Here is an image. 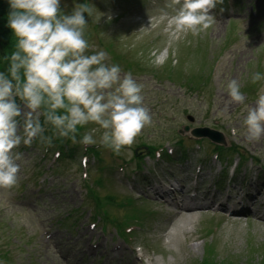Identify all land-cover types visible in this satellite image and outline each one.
Wrapping results in <instances>:
<instances>
[{"label": "rangeland", "instance_id": "1", "mask_svg": "<svg viewBox=\"0 0 264 264\" xmlns=\"http://www.w3.org/2000/svg\"><path fill=\"white\" fill-rule=\"evenodd\" d=\"M81 1L61 0L60 9L64 14H70L77 4H82ZM168 3L169 0H90L88 6L91 15L85 14L87 25L84 37L89 44L85 54L105 51L104 62L108 64V55L114 59L113 63L121 67L122 74L131 73L143 86L142 93L149 105H154L155 99L166 100L162 108L165 107L167 113L154 118V125L142 128L143 142L167 145L178 140L177 130L186 122V112L194 117L192 128L208 125L226 133H229V128H234L237 130L234 137H227L232 138L243 155L258 159V162L255 159L245 162L234 180L241 183L244 179L242 171L248 170V185L256 186L264 180V135L259 140L249 141L243 120L247 109L254 107L258 95L264 92V79L251 82L253 73L259 72L264 76V0H241L242 4L233 12L223 9L219 14H214V8L211 9L215 19L213 25L195 37L191 33H177L168 27L167 19L160 15L161 9L169 15L173 14V8L166 7ZM227 13L233 14L234 21L224 20ZM240 18H246L247 23L242 24ZM8 37L15 43L11 32ZM217 52H221L222 58L214 72L213 58ZM211 64L213 69L210 72ZM231 79L240 83L243 102H233L228 96L226 85ZM205 84L208 91L202 94L200 90H207ZM17 103L21 107L22 120L23 113L28 110L22 101L17 100ZM148 104L145 107H149ZM218 119L220 124L218 121L216 123ZM92 128L98 126L86 124L79 135ZM102 131L95 133V137L98 138ZM153 132L157 139L148 141ZM190 136L188 132L184 140L188 142ZM139 142L134 138L131 144L136 147ZM70 144L78 150L76 157L59 163H54V156L49 155L47 163L40 162L45 144L39 139L30 146L22 144L16 149L23 154L18 162V182L11 188L0 187V264H103L100 257L105 258L104 264H121L127 256L126 252H129V246L119 252L118 249L122 247L114 246L118 248L115 255L112 254L115 262L110 261L112 258L108 259L107 252H111L119 240L112 237L114 230L121 232L125 228L119 230L113 226V230L108 218L105 219L106 223L101 221L90 230L88 227L96 212L94 203L107 196L119 202L130 198L133 204L130 208L104 210L98 203L100 217L101 213H106L104 217L109 214L115 216L118 220L116 225L119 219L131 221L133 215L144 219L141 232L136 234L143 257L141 264L199 262L208 246L213 245L211 242H214L217 252V255L211 256L214 264H219L221 257H226L231 264L249 263L251 260L256 263L257 259H264V219L256 215L248 218L229 216L222 207L218 210L202 204L200 200L195 203L200 204L197 208H177L163 200L145 196L149 183L141 185L139 178L136 189L130 192L117 181L123 174L109 172L108 168L112 169L115 164L108 163L107 148L100 152L104 162L101 168L105 165L103 171L92 168L90 164L93 159L84 154L83 147L80 149L78 143ZM206 145L202 153L208 158L211 148ZM124 152L120 154L119 162L133 157V153H128L130 150ZM83 157L87 160L90 175H93V171L96 173L93 180L98 175L102 177L96 190L97 200L95 196L94 199L87 197L86 189L82 188L85 168L79 164ZM237 159L236 154H231L233 165ZM130 162L136 167V160ZM204 165L206 169L209 168V162ZM215 165L218 168L212 169L210 166V172L225 169L223 163L215 162ZM167 169L163 168L166 176L173 171ZM123 173H126L125 170ZM189 173L184 171L183 174ZM217 173L208 178L202 172L203 181H208L199 195L206 202L214 201L221 205L226 200L216 196V193L223 194L231 175L224 177L214 192L213 186L208 185L213 182L212 179L221 176ZM254 174L262 179L250 178ZM155 182V188L159 190L163 184ZM168 186L163 185V190ZM238 191L236 189V193ZM137 197L140 200L134 201ZM187 203L191 204L190 201ZM103 205L109 207L107 203ZM229 206L239 207L237 202H231ZM62 218L63 221H58ZM52 233L56 236L48 244V237ZM85 252L94 255L100 253V256L98 254L99 257L89 260Z\"/></svg>", "mask_w": 264, "mask_h": 264}, {"label": "clouds", "instance_id": "2", "mask_svg": "<svg viewBox=\"0 0 264 264\" xmlns=\"http://www.w3.org/2000/svg\"><path fill=\"white\" fill-rule=\"evenodd\" d=\"M220 2L169 0L166 7L173 8V14L161 9L160 15L175 32L195 37L213 25L210 10ZM8 4L6 26L15 38V50L5 57L6 73L0 71V187L17 184L23 154L16 149L22 144L30 146L37 138L47 146L54 137L83 146L99 144L114 153L131 144L151 122L143 103V86L131 73L122 74L118 64H106L105 51L85 54L89 48L84 37L85 14L91 15L88 4H77L70 14L61 11V0H8ZM261 79V73L251 74L252 83ZM226 88L231 101L243 102L237 80H229ZM17 98L28 110L22 120ZM42 105L46 106L44 125L52 127L53 136L44 134L39 118ZM58 110H62L59 115ZM89 123L98 128L77 140L78 127ZM243 125L249 141L264 135V92L247 109Z\"/></svg>", "mask_w": 264, "mask_h": 264}, {"label": "trees", "instance_id": "3", "mask_svg": "<svg viewBox=\"0 0 264 264\" xmlns=\"http://www.w3.org/2000/svg\"><path fill=\"white\" fill-rule=\"evenodd\" d=\"M9 11L8 0H0V71H5V73L8 68V61L5 57L15 50V43L8 37L11 30L6 26ZM41 108H46V106L42 105Z\"/></svg>", "mask_w": 264, "mask_h": 264}, {"label": "bare ground", "instance_id": "4", "mask_svg": "<svg viewBox=\"0 0 264 264\" xmlns=\"http://www.w3.org/2000/svg\"><path fill=\"white\" fill-rule=\"evenodd\" d=\"M196 150H197V148H194V149H193V151H196Z\"/></svg>", "mask_w": 264, "mask_h": 264}]
</instances>
